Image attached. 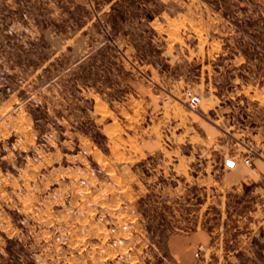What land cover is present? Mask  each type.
<instances>
[{"label":"rangeland","instance_id":"rangeland-1","mask_svg":"<svg viewBox=\"0 0 264 264\" xmlns=\"http://www.w3.org/2000/svg\"><path fill=\"white\" fill-rule=\"evenodd\" d=\"M223 64L264 0H0V264H264V190L220 183L264 73Z\"/></svg>","mask_w":264,"mask_h":264},{"label":"crops","instance_id":"crops-1","mask_svg":"<svg viewBox=\"0 0 264 264\" xmlns=\"http://www.w3.org/2000/svg\"><path fill=\"white\" fill-rule=\"evenodd\" d=\"M242 67L243 69L246 67L249 71H251L252 68H260L262 73L264 68V64H223V68H231V67ZM262 67V68H261ZM247 77H241L240 84L241 88L245 87H251L252 89L258 88L262 90V94L264 96V82L259 85L257 83L258 81H254L253 75L250 74V72H246ZM259 78H256V80ZM251 89V91H252ZM253 92V91H252ZM249 95L251 92L249 91L248 94H242V99L241 101L243 102L244 100L247 102V108L246 110H251L252 105L250 103V98ZM230 96L228 94L227 96H224L225 98ZM215 107V106H214ZM216 109V108H214ZM263 110V108H262ZM227 108H224V113L227 114ZM248 116V115H247ZM264 129V126L262 125H254L249 128L248 132L251 133L252 138L258 135V133ZM246 132V130H243ZM253 131L255 133H253ZM223 133H226V130L223 131ZM263 145V146H262ZM260 152L258 157H255L253 159L252 165L249 166L243 161L242 158H237L234 160H227L225 159L226 162V167L223 169V172L220 177V183L223 186V188L229 190H243V188L247 185H254L255 190H264V143L259 146Z\"/></svg>","mask_w":264,"mask_h":264},{"label":"built area","instance_id":"built-area-1","mask_svg":"<svg viewBox=\"0 0 264 264\" xmlns=\"http://www.w3.org/2000/svg\"><path fill=\"white\" fill-rule=\"evenodd\" d=\"M199 102V98L195 95L190 96L188 104L190 107L194 108ZM246 162H250L249 158H246Z\"/></svg>","mask_w":264,"mask_h":264}]
</instances>
